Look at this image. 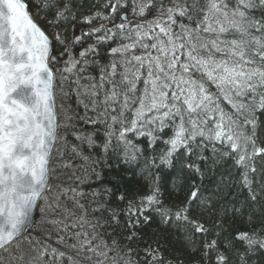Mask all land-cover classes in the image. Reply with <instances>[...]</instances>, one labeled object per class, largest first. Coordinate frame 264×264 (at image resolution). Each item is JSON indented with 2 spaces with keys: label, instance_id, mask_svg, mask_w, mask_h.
Masks as SVG:
<instances>
[{
  "label": "snow or ice",
  "instance_id": "snow-or-ice-1",
  "mask_svg": "<svg viewBox=\"0 0 264 264\" xmlns=\"http://www.w3.org/2000/svg\"><path fill=\"white\" fill-rule=\"evenodd\" d=\"M76 7L74 0H0V264H184L165 255L159 238L139 247L154 217L199 254L192 264H264V0H104L80 21L91 27L73 34V45L120 40L110 48L120 59L83 86L87 102L80 101L76 119L91 131L72 133L80 143L61 165L82 162L85 178L62 194L80 215L57 197L47 202L51 215H42L50 231L32 234L33 209L51 189L60 125L51 66L57 56L30 8L58 26L76 20ZM55 41L64 48L59 55L69 56L62 70L69 74L85 71L79 65L97 54L91 44L72 59L67 36L55 33ZM157 144L164 148L149 157ZM225 159L247 193L240 207L231 190L203 186ZM141 160L143 191L121 209L115 202L128 198L117 169ZM84 183L97 187L78 191ZM245 215L251 227L230 230L229 221ZM105 225L124 229L121 239L98 231Z\"/></svg>",
  "mask_w": 264,
  "mask_h": 264
},
{
  "label": "trees",
  "instance_id": "trees-1",
  "mask_svg": "<svg viewBox=\"0 0 264 264\" xmlns=\"http://www.w3.org/2000/svg\"><path fill=\"white\" fill-rule=\"evenodd\" d=\"M27 4L31 3V0H25ZM74 3L78 5L74 9L76 14L75 21H61L59 25L53 24L49 26L46 23L45 19H41L40 16L36 15L35 8H30V12L33 17L37 20V22L45 29V31L52 38V47H53V55L57 56V62L54 65H51L55 74V102H56V111H57V123L60 125L58 128V138L55 141L54 149L52 152V161L50 164V191H46L44 196L47 197V201L39 200L38 206L36 208L35 214V223L32 226V234L35 235L37 233H47L50 231L49 225L45 222V219H42V215L44 218H47L51 215V213L47 210V202H54L57 197H60V203L62 206H66L72 209L77 215H80L79 211L75 209L73 203L70 199L65 198L62 194L64 191L70 187H77L76 177L79 176L81 179L85 178V173L81 170L82 162L77 158L75 160V166L72 168H64L62 167V163L68 162V157L71 155V146L77 145L80 142L75 139V136L72 134L73 132H84L87 133L91 131L90 127H86L79 123L76 119L77 115L83 114V105L80 103L81 100L87 102L86 97L81 95L83 92V86L88 85L90 83V78L95 77L98 79L100 75V68L103 66H108L113 59L119 60L120 57H113L110 53L111 47H118L120 40L110 41L105 44H96L95 37L91 39L85 38L83 43L81 44H72V36L81 35V30L87 31L89 29V25H84L80 23L85 16H90L94 11L102 10L96 6L102 5L104 0H74ZM41 16H45L47 20H51L52 16L48 15L46 12H41ZM106 23V21H94V24ZM55 33H60L61 38L63 39L67 36L68 39V48L69 54L72 59L79 58V52L86 49L91 44H96L97 54L95 56L89 54L86 59L88 60V64H81L79 67L85 69L83 72L74 71V73L69 74L67 72H63L62 70L65 67V60L69 59V56L61 57L59 54L63 52L64 48L55 41ZM127 42V41H124ZM96 61V63H93ZM60 69V71H57ZM62 75L67 77L66 80H62ZM78 78L79 84L74 83ZM95 82V81H91ZM138 87L143 88V84L141 83ZM68 117H72L71 120L67 119ZM68 125V127H65ZM141 147H145V141L143 138L139 140ZM164 148L163 144H157L155 146V151L148 150L147 155L149 157L155 155L158 157L161 149ZM88 153V149L85 148V154ZM61 154H63V159L61 158ZM210 155V153H209ZM157 162H159L157 160ZM84 167L87 165L84 164ZM142 169H143V160L139 161L138 164L132 165L129 167L128 165H121L117 171L121 172V175L124 177L126 183L118 184L120 187V191L123 192L125 188H127V200L125 201H117L115 203L119 204L121 209L126 208L128 200L136 199L143 191L144 181L142 179ZM98 171L100 169H97ZM122 170V171H121ZM164 171H168L164 169ZM163 174V173H162ZM116 172H112L110 174V178L115 177ZM221 181H226L225 184H221ZM239 175L238 169L234 167L233 162L231 160H221L220 163L216 166H213V170L207 174L204 179L203 186L211 191H216L217 186H220L224 189V192L227 193L229 190L232 191L233 195L229 197V199H233L237 201L236 206L240 207L241 203L244 201L246 196V191L241 190L239 185ZM115 182V181H114ZM227 184H232L233 187L231 189L228 188ZM111 187V184L108 185ZM97 185L93 183L89 186L87 183L79 184L77 190L84 191L90 193L92 189L96 188ZM169 192L171 193L169 199H176L177 194L172 192L171 187L169 188ZM72 193H67L68 197H71ZM181 197L183 193L179 194ZM83 203L84 201L81 200ZM264 203V201H262ZM40 207L45 208V212L42 214L40 212ZM247 211V209L245 210ZM70 221H74L75 217H70ZM248 216H237L235 220L229 221L230 230L235 229H248L251 225L247 222ZM93 222H95L93 220ZM256 223L259 224V219L256 220ZM105 229L108 234L115 236L117 239H121V236L124 233V229L119 228L115 225L109 227L105 225L104 227L98 228V231L101 233L105 232ZM115 229V231H114ZM63 234V233H62ZM140 235L143 237V240L140 241L139 247H144L145 241H154L157 238L161 240V243L167 244V250L165 251V255L168 258H172V255L180 256L184 261V264H192V261L199 259V254H192L191 248H185L183 243L180 241L179 237L182 234L177 233L174 229L166 230L163 225L160 224L159 218L154 217V221L146 225L141 231ZM55 239V237H53ZM104 239H108V235L104 236ZM124 244H127V241H123ZM135 247V245H133Z\"/></svg>",
  "mask_w": 264,
  "mask_h": 264
},
{
  "label": "water",
  "instance_id": "water-1",
  "mask_svg": "<svg viewBox=\"0 0 264 264\" xmlns=\"http://www.w3.org/2000/svg\"><path fill=\"white\" fill-rule=\"evenodd\" d=\"M23 2L25 3V1L23 0ZM32 18L35 20V18L32 16ZM36 21V23L37 24H39L38 22H37V20H35ZM40 25V24H39ZM40 27L45 31V29L40 25ZM46 32V31H45ZM46 34L48 35V33L46 32ZM48 37H49V39H50V41H51V46H52V39H51V37L48 35ZM55 109H56V102H55ZM56 113H57V111H56ZM54 145H55V142H54ZM53 149H54V147H53ZM52 152H53V150H52ZM38 203H39V200L37 201V205H38ZM37 208V207H36ZM36 208H34L33 209V218L35 219V214H36Z\"/></svg>",
  "mask_w": 264,
  "mask_h": 264
},
{
  "label": "rangeland",
  "instance_id": "rangeland-1",
  "mask_svg": "<svg viewBox=\"0 0 264 264\" xmlns=\"http://www.w3.org/2000/svg\"><path fill=\"white\" fill-rule=\"evenodd\" d=\"M142 50H140V49H137V54H140V52H141Z\"/></svg>",
  "mask_w": 264,
  "mask_h": 264
}]
</instances>
